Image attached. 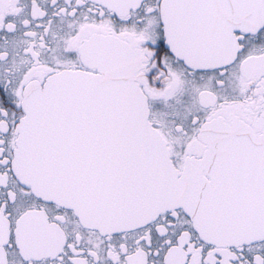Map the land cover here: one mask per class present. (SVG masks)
I'll list each match as a JSON object with an SVG mask.
<instances>
[{
    "label": "snow or ice",
    "instance_id": "1",
    "mask_svg": "<svg viewBox=\"0 0 264 264\" xmlns=\"http://www.w3.org/2000/svg\"><path fill=\"white\" fill-rule=\"evenodd\" d=\"M0 264H264V0H0Z\"/></svg>",
    "mask_w": 264,
    "mask_h": 264
}]
</instances>
